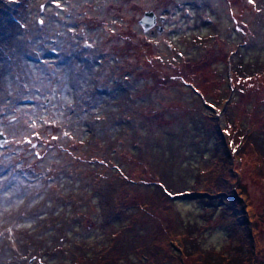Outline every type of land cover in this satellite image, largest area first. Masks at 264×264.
Segmentation results:
<instances>
[{
    "label": "rangeland",
    "instance_id": "obj_1",
    "mask_svg": "<svg viewBox=\"0 0 264 264\" xmlns=\"http://www.w3.org/2000/svg\"><path fill=\"white\" fill-rule=\"evenodd\" d=\"M176 2L0 0V264H264V0Z\"/></svg>",
    "mask_w": 264,
    "mask_h": 264
},
{
    "label": "flooded vegetation",
    "instance_id": "obj_2",
    "mask_svg": "<svg viewBox=\"0 0 264 264\" xmlns=\"http://www.w3.org/2000/svg\"><path fill=\"white\" fill-rule=\"evenodd\" d=\"M171 1H174V0H171ZM175 1H177L176 2V5H177V7H179V8H181V9H183V12H184V14L185 15H190V13H191V9L190 8H188L187 6H189V5H192V0H188V1H184V0H180V1H178V0H175ZM258 0H254V2L252 3V5L253 4H257L258 5V2H257ZM204 9H205V7H204ZM148 12H152V14L154 15V21H155V25L152 27V28H149V29H147V28H145L144 27V25H143V18H144V16L148 13ZM89 13V12H88ZM83 14L84 15H87V10H85L84 12H83ZM144 15V16H143ZM139 19H138V26L140 27L139 29H137L136 28V30H133V31H135L136 33H139L140 35H141V37L143 38V40L144 41H147L148 42V37H147V35H148V33L147 32H149L150 34H156V31H155V28L156 29H158L159 31H161V32H159L158 30V32L161 34L160 36H159V40H158V43H159V46L162 44V45H166V46H170V47H174L175 46V43H176V41L174 40V38H175V35H176V33H175V30L174 29H172V30H170V29H168V30H166V28H167V25L169 24L168 23V17H170L171 18V13L170 12H168L167 10H164V11H162L161 9H158V10H151V11H147V10H145L144 11V14H143ZM111 19H109V21H110ZM109 21H105V20H103L101 23H100V26L101 27H104L105 28V30L107 31V33L109 34V35H112L113 34V32H111V30H114L115 29V31L116 30H118L119 31V29H120V27H124V25L123 24H125L121 19H115L114 18V21H113V24L112 25H110V26H107V23L109 22ZM80 21H78L77 22V26H76V29H75V33L78 35L79 33L80 34H82L83 33V36L81 37L82 39H83V41H80L79 42V47H81V45H83V44H85V43H87L86 45H85V50L88 52V54L89 53H94V46L92 45V43H88V41H90L91 39L90 38H88V35H89V30L88 29H91L92 28V30H93V28L95 27V26H97V25H94V23L93 22H89L90 24H91V26H90V24L88 23V25L86 26V25H84V26H82V27H80ZM170 26H172V25H170ZM143 30L145 31L144 33H143ZM114 31V32H115ZM91 34V33H90ZM122 36L124 37V38H126V39H130L132 36L131 35H127V34H123L122 33ZM154 36H151L150 35V38H153ZM85 38H88L87 40H85ZM133 39V38H132ZM160 39H161V41H160ZM179 39H184L183 38V36L181 35H179ZM183 42H185V41H183ZM138 44H141V43H143V41H140V42H137ZM240 45H235L234 47H232L230 50H231V52L232 53H238L239 52V49H240ZM82 48V47H81ZM172 49V53H175L176 54V52H175V50L173 49V48H171ZM230 50H228V52L230 51ZM161 53H162V55H165V56H167V57H169V55L168 54H164L163 53V51H160ZM181 53V55L180 56H184V52H183V50L180 52ZM176 55H178V54H176ZM169 58H171V59H175V58H173V57H169ZM177 59V58H176ZM91 62H93V61H91Z\"/></svg>",
    "mask_w": 264,
    "mask_h": 264
},
{
    "label": "water",
    "instance_id": "obj_3",
    "mask_svg": "<svg viewBox=\"0 0 264 264\" xmlns=\"http://www.w3.org/2000/svg\"><path fill=\"white\" fill-rule=\"evenodd\" d=\"M143 25L145 28H149L154 24V15L152 12H148L143 18ZM6 141V136L0 131V145H3Z\"/></svg>",
    "mask_w": 264,
    "mask_h": 264
},
{
    "label": "trees",
    "instance_id": "obj_4",
    "mask_svg": "<svg viewBox=\"0 0 264 264\" xmlns=\"http://www.w3.org/2000/svg\"><path fill=\"white\" fill-rule=\"evenodd\" d=\"M12 6H13V5H12ZM11 15H12V14H10V16H5L6 20L9 19V20L11 21V20H12V19H11V18H12ZM232 54H234V53H232L231 50H230V51L228 52V56H227L228 60H229V57H230V56H231V58H232ZM229 62H230V60H229ZM234 189H237V187H234ZM172 247H173V246H172ZM144 256L147 257L146 255H144ZM186 256H187V253H185V257H186ZM142 257H143V254H142ZM36 258H37V256L35 257V260L37 261ZM38 259L40 260L39 257H38ZM112 260H113V259H111V261H112ZM35 263L37 264V262H35Z\"/></svg>",
    "mask_w": 264,
    "mask_h": 264
},
{
    "label": "snow or ice",
    "instance_id": "obj_5",
    "mask_svg": "<svg viewBox=\"0 0 264 264\" xmlns=\"http://www.w3.org/2000/svg\"><path fill=\"white\" fill-rule=\"evenodd\" d=\"M248 2L249 3H253L254 2V0H248ZM60 5H59V3H57V7H59ZM65 135H67V133H65ZM54 139H55V137H54ZM29 143H31V141H28Z\"/></svg>",
    "mask_w": 264,
    "mask_h": 264
}]
</instances>
